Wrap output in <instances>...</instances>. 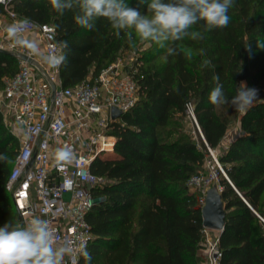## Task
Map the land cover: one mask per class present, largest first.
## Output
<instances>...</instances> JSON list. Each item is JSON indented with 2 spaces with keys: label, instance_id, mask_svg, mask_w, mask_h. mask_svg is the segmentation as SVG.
<instances>
[{
  "label": "trees",
  "instance_id": "obj_1",
  "mask_svg": "<svg viewBox=\"0 0 264 264\" xmlns=\"http://www.w3.org/2000/svg\"><path fill=\"white\" fill-rule=\"evenodd\" d=\"M135 6L137 0H128ZM22 17L52 23L58 43L66 41L67 59L61 65L64 86H75L101 70L125 51H136L104 19L88 30L78 26L73 13H57L50 0H13ZM0 5V12H4ZM144 12L145 8L141 7ZM226 28L204 33L203 40L185 39L173 45L179 54L166 55L154 46L138 59L136 74L142 86L137 104L112 123L114 152L96 159L92 171L106 178L93 190L88 214L93 238L91 264H200L204 246L202 193L189 180L211 159L208 146H222L236 118L240 132L218 159L233 185L221 175L227 225L221 235L223 264H264V0H234ZM191 53L192 59L186 58ZM160 57H162L160 59ZM210 61L208 67H202ZM20 66L18 56L0 49V90ZM220 76L229 99L241 82L258 90L245 112L213 106L208 96ZM193 103L204 138L191 123L186 108ZM188 119V120H187ZM193 125V124H192ZM19 141L0 110V226L21 222L7 189ZM256 209L254 212L241 194ZM80 264H85L83 257Z\"/></svg>",
  "mask_w": 264,
  "mask_h": 264
},
{
  "label": "built area",
  "instance_id": "obj_2",
  "mask_svg": "<svg viewBox=\"0 0 264 264\" xmlns=\"http://www.w3.org/2000/svg\"><path fill=\"white\" fill-rule=\"evenodd\" d=\"M12 2L0 0L5 10L1 16L10 18V25L19 21L27 24L21 32L24 43H16L8 34L0 39V49L15 53L20 60L18 72L7 78L0 90V109L19 141L7 189L21 222L39 215L49 221L61 239L77 244L83 241L88 250L93 238L88 221L94 205L93 190L106 182L104 176L92 171V165L100 156L115 150L116 137L111 132L116 121L112 118L113 107L128 111L140 99L142 86L136 74L141 62L134 64L138 59L136 51L122 54L97 76L75 86H64L61 66L49 67L26 46L36 33L43 46L41 53L49 52L51 45L59 44L55 26L22 18L12 8ZM186 112L195 135L204 138L193 103H187ZM60 147L73 150L72 163L58 165L54 161L53 153ZM208 152L211 159L205 171L189 180L192 189L202 193L203 206L211 187L216 185L223 190L221 175L233 185L219 162V152L209 146ZM66 194H70L68 199ZM203 242L204 264H223L218 232L205 228Z\"/></svg>",
  "mask_w": 264,
  "mask_h": 264
},
{
  "label": "clouds",
  "instance_id": "obj_3",
  "mask_svg": "<svg viewBox=\"0 0 264 264\" xmlns=\"http://www.w3.org/2000/svg\"><path fill=\"white\" fill-rule=\"evenodd\" d=\"M50 4L61 16L66 11L72 12L75 23L82 28L92 30L98 19H104L115 35L123 34L130 45H135V37L166 48V55L173 56L179 54L178 48L173 46L178 42L203 40L204 33L226 28L234 0H137L135 6H130L128 0H50ZM141 7L145 8L144 12ZM26 24L19 21L9 25L6 29L9 38L24 43L21 32ZM26 46L49 67L59 68L66 62V41L51 45L47 53H41L35 41L26 42ZM257 46L264 48V42H258ZM186 58L191 60V53ZM210 63L204 61L202 67ZM212 79L215 86L208 100L213 106H229L245 113L258 98L257 89L241 82L229 99L220 76L214 74ZM53 159L58 165L70 164L75 154L70 147H60L53 153ZM4 160L7 157L0 155V161ZM81 256L85 264H91L85 242L77 244L61 239L49 221L39 215L24 222L7 221L0 226V264H79Z\"/></svg>",
  "mask_w": 264,
  "mask_h": 264
},
{
  "label": "water",
  "instance_id": "obj_4",
  "mask_svg": "<svg viewBox=\"0 0 264 264\" xmlns=\"http://www.w3.org/2000/svg\"><path fill=\"white\" fill-rule=\"evenodd\" d=\"M3 50V49H1ZM23 59L31 61L26 55H21ZM55 89V86H53ZM123 111L117 107L112 109V118L117 120L125 115ZM205 139V138H204ZM235 188V187H234ZM203 225L205 228L223 231L227 225V211L223 194L215 185L211 187L206 194L205 205L202 208Z\"/></svg>",
  "mask_w": 264,
  "mask_h": 264
},
{
  "label": "rangeland",
  "instance_id": "obj_5",
  "mask_svg": "<svg viewBox=\"0 0 264 264\" xmlns=\"http://www.w3.org/2000/svg\"><path fill=\"white\" fill-rule=\"evenodd\" d=\"M154 46H157L153 43H150V42H147V41H141L138 45H137V48H136V56L137 57H140V55L146 51V50H150L151 48H153ZM130 53L134 54L133 51H125L123 54H127L129 55ZM132 56V55H131ZM162 57H160L161 59ZM141 64H143L142 61H140ZM245 83V82H244ZM246 84V83H245ZM188 120V119H187ZM189 125L187 126V129H190L192 128V123L188 122ZM240 132V123H239V119L236 118L233 122V124L231 125L227 135L225 136V138L223 139V142H222V146L221 148L223 149L224 151V147H227L231 142L232 140L234 139V137ZM195 135V133H194ZM195 138H199L198 135H195ZM226 149V148H225ZM219 153H221V149L218 150ZM70 197V194H66V198L68 199Z\"/></svg>",
  "mask_w": 264,
  "mask_h": 264
},
{
  "label": "crops",
  "instance_id": "obj_6",
  "mask_svg": "<svg viewBox=\"0 0 264 264\" xmlns=\"http://www.w3.org/2000/svg\"><path fill=\"white\" fill-rule=\"evenodd\" d=\"M1 14H2V12H0V39L1 38H3L4 36H6L8 33H7V31H6V29L8 28V26L11 24V20H10V18H4V17H2L1 16ZM31 41H35V42H37L38 43V46H39V49H40V52H42L43 51V46H42V43H41V41H40V39H39V36H38V34H36V33H34V34H32L31 35ZM1 110V109H0ZM2 111V110H1ZM3 112V111H2ZM3 114H4V112H3ZM4 118H5V116H4ZM120 119V118H119ZM118 120V119H117ZM5 123H6V125H7V120H6V118H5ZM8 126V125H7ZM9 127V126H8ZM225 148H227V147H224V150H225ZM219 149H221V152H223V149L220 147ZM218 149V150H219ZM223 189H224V187H223ZM236 189V188H235ZM223 191V190H222ZM221 191V192H222ZM241 194V193H240ZM241 196H242V198H243V200L244 201H246L247 203H248V205L251 207V209L254 211V212H256L257 213V211H256V209L249 203V201L241 194ZM225 202V201H224ZM225 207H226V203H225ZM226 211H227V209H226ZM228 212V211H227ZM226 220H227V218H226ZM262 220H263V222H264V219L262 218ZM225 230V229H224ZM224 230L223 231H220V230H215V231H217L218 232V234H219V236H220V238H221V235H222V233L224 232ZM221 246H222V244H221ZM205 249H203V250H201L200 251V255H201V262H200V264H204L205 263V259H206V254H205V251H204Z\"/></svg>",
  "mask_w": 264,
  "mask_h": 264
}]
</instances>
